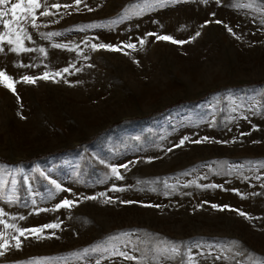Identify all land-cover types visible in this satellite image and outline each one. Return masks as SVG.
<instances>
[{
	"label": "rangeland",
	"instance_id": "374dc122",
	"mask_svg": "<svg viewBox=\"0 0 264 264\" xmlns=\"http://www.w3.org/2000/svg\"><path fill=\"white\" fill-rule=\"evenodd\" d=\"M57 2L73 7L49 16L40 9L39 27L27 25L33 51L0 52V70L18 81L20 97L0 86V209L9 224L59 227L41 240L21 237L0 264H179L154 252L166 242L199 243L196 264H264V4L83 0L77 11L74 0H47ZM205 20L213 22L201 28ZM196 31L184 45L145 36L188 40ZM127 42L137 44L130 55L90 48ZM70 65L81 70L59 82L20 79ZM108 197L114 202L105 204ZM65 198L77 203L56 209Z\"/></svg>",
	"mask_w": 264,
	"mask_h": 264
},
{
	"label": "snow or ice",
	"instance_id": "6c2138e0",
	"mask_svg": "<svg viewBox=\"0 0 264 264\" xmlns=\"http://www.w3.org/2000/svg\"><path fill=\"white\" fill-rule=\"evenodd\" d=\"M83 0H74V5L76 6V10L79 11V5ZM203 3L207 4L208 0H202ZM216 2L219 4L221 0H216ZM10 4V7L6 10L0 11V24H2L3 31H0V52L5 51V45L9 46L8 50L20 54L24 52H30L33 51V49L26 47L25 40H32V36L29 34L27 25L30 24L33 28H38L39 25L37 23L38 15L37 12L40 9H43V11H39V16H49L52 15V12L50 9H56L57 12L63 7L65 9L73 7L72 4H63L60 3H53L51 5L47 4V0H15V2H11V0H0V5H7ZM257 4H264V0H248V4L246 5L249 8H252L256 6ZM87 7V5H85ZM92 8H88V11H92ZM262 11H264V8H262ZM10 18H5L9 17ZM213 16H215V13H212ZM211 20H205L204 23L200 26L201 28L207 26L208 24L212 23ZM216 24H224V22L220 19H216L214 21ZM224 27L226 30L232 34L235 35L233 32V29L228 26L227 24H224ZM48 38H50L53 35H58L57 33H47L46 34ZM201 35L200 31H196L195 35L189 37L188 40L184 39H177L173 35L168 34H158L156 32H148L145 34L147 37H154L155 41L157 42H168L174 45H184L186 43L194 41L197 37ZM239 38V37H237ZM87 44V42H85ZM138 43L141 48L144 47V45L147 43V40L144 37L138 38ZM57 48H68V45L63 44H56L54 45ZM90 48L93 51L97 50H106V51H112V52H123L124 55H130V53L126 50H137V44L132 42L122 43L120 45H115L111 43H92L90 44ZM39 51L41 53H44L45 56H47V52L44 48H40ZM76 51L79 52V47H76ZM85 59H88V57H85ZM133 63H135L137 66H139L140 62L139 60L133 59ZM91 67V65H89ZM70 69H74L76 72H79L81 69L76 68L75 65H70L69 67H65L61 70L50 72V71H44L41 75H24L20 79L23 83L34 85L37 83L38 80H51L52 82H59L60 79H63L64 74H72ZM17 80L14 79L12 75H9L6 71L0 70V86L3 88L11 91L13 94H17L16 90V84ZM65 83H70L67 80H64ZM17 99L19 100L20 97L17 94ZM246 118V117H245ZM255 127V126H254ZM188 138L185 137L180 141V145L182 146ZM209 140V137H203L201 140H196L194 143H202L204 141ZM219 143H227V141H218ZM257 141H253V143H256ZM171 151V149H169ZM120 167H123L127 169L128 165L124 164ZM111 173L117 178L122 180L124 177L121 175V173L118 171L116 167H111ZM2 183V182H0ZM13 184L16 183L15 180L12 181ZM51 183L55 186L57 190H62L61 185L57 184L55 180H52ZM113 191H124L125 189L122 187L113 186ZM67 191L71 192V189H68ZM167 194V193H166ZM104 193H100V196H104ZM97 196H86L84 199L86 200H96ZM11 200L12 198L9 197ZM105 204L113 203V198L108 197L103 201ZM122 204H132L136 203L135 201L131 200H120L119 201ZM77 201H74L72 199L65 198L60 203L55 205L56 209L60 208H72ZM145 207H160L159 205H144ZM211 207L213 209L218 210H225L228 209L230 211H236L240 216L245 217L246 219H252V217L239 209H232L230 205H218V204H212ZM6 214L2 209H0V225H3L4 230H0V257L4 256L5 252L8 251L11 247H15L16 249L21 248V237L27 238L28 236L34 237L36 240H41L45 238L44 233L46 229H56L59 227V224L50 223V224H44L38 227H31V228H24L17 226L16 224H9L3 217ZM21 220L24 219V217H20ZM8 229L12 230V233L8 231ZM52 235H55V233H52ZM50 238V237H48ZM14 241V244H13ZM233 244H236L238 242L233 241ZM193 247H200L199 243L195 244H185L184 242H166L163 246L161 245H155L154 252L158 254L163 259L167 260H173L180 258L179 264H196L195 256L193 255L192 249ZM182 249L185 251L182 252ZM99 248L92 249V251H98ZM87 251V250H85ZM104 251H108L107 248L104 249ZM112 254H118L122 257H124L126 260H134L136 257L128 255L126 252H121L116 248L112 249ZM202 254V253H201ZM222 256L216 257V259H220ZM96 264H100L99 260L96 261Z\"/></svg>",
	"mask_w": 264,
	"mask_h": 264
},
{
	"label": "trees",
	"instance_id": "16d2710c",
	"mask_svg": "<svg viewBox=\"0 0 264 264\" xmlns=\"http://www.w3.org/2000/svg\"><path fill=\"white\" fill-rule=\"evenodd\" d=\"M2 162V161H1Z\"/></svg>",
	"mask_w": 264,
	"mask_h": 264
}]
</instances>
